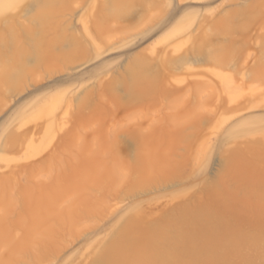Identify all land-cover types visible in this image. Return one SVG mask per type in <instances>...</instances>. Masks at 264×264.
<instances>
[{"label":"rangeland","instance_id":"rangeland-1","mask_svg":"<svg viewBox=\"0 0 264 264\" xmlns=\"http://www.w3.org/2000/svg\"><path fill=\"white\" fill-rule=\"evenodd\" d=\"M108 259L264 264V0H0V264Z\"/></svg>","mask_w":264,"mask_h":264},{"label":"bare ground","instance_id":"bare-ground-1","mask_svg":"<svg viewBox=\"0 0 264 264\" xmlns=\"http://www.w3.org/2000/svg\"><path fill=\"white\" fill-rule=\"evenodd\" d=\"M51 2V1H50ZM8 5L9 4H11V3H7ZM7 4H5V5H7ZM123 5V4H122ZM47 18V14H46V12H42V13H39V19L41 20V21H43V20H45ZM53 45V44H52ZM79 46V45H78ZM82 46V45H81ZM37 51H40V49L37 47ZM107 260V259H106ZM109 260V259H108ZM110 262H111V260H109ZM112 262H114L113 260H112ZM112 262H111V264H112Z\"/></svg>","mask_w":264,"mask_h":264}]
</instances>
